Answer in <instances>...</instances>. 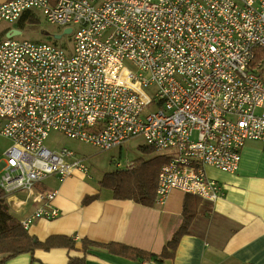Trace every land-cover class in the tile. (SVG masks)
<instances>
[{"label": "built area", "instance_id": "built-area-1", "mask_svg": "<svg viewBox=\"0 0 264 264\" xmlns=\"http://www.w3.org/2000/svg\"><path fill=\"white\" fill-rule=\"evenodd\" d=\"M34 9L61 36L69 28L72 45L0 41V133L10 140L0 188L41 203L24 229L59 215L43 180L90 177L83 157L44 144L51 131L100 149L142 137L167 157L156 205L173 189L219 199L206 168L236 173L245 143L264 144V79L251 66L264 0H6L0 24Z\"/></svg>", "mask_w": 264, "mask_h": 264}, {"label": "crops", "instance_id": "crops-1", "mask_svg": "<svg viewBox=\"0 0 264 264\" xmlns=\"http://www.w3.org/2000/svg\"><path fill=\"white\" fill-rule=\"evenodd\" d=\"M33 17L34 12L27 11L13 23H1L0 41L21 34L24 23L34 20ZM0 136L1 168V154L10 140L1 133ZM206 171L220 184L222 196L215 201L200 200L188 233L182 236L174 257L163 264H264L263 142L245 143L236 173L213 167H207ZM90 179L78 171L63 180L53 175L47 177V183L38 189L58 191L52 204L59 215L51 220L37 219L27 229L39 240L55 234L70 236L75 241L73 249H36L0 264H67L71 257H84L85 264H139L102 248L83 253V238L99 243H123L159 253L181 223L185 193L173 189L163 204L143 206L134 200L114 199L110 190L101 189L98 198L83 205L86 195L99 192L98 184L90 183ZM24 199L21 192L6 196L9 211L19 220L41 205L35 196Z\"/></svg>", "mask_w": 264, "mask_h": 264}, {"label": "trees", "instance_id": "trees-1", "mask_svg": "<svg viewBox=\"0 0 264 264\" xmlns=\"http://www.w3.org/2000/svg\"><path fill=\"white\" fill-rule=\"evenodd\" d=\"M52 41H56L55 38ZM251 66L257 67L255 70L264 79V46L255 48ZM139 149L146 155L145 158H137L131 167L104 173L97 183L99 192L86 195L82 204H88L95 200L99 197L100 190L106 189L112 192L114 199H129L143 206H153L158 172L167 161V157L155 153L153 148L146 145H140ZM200 200V197L196 195L185 193L181 223L159 253L127 246L123 243H99L88 238L81 240V250L83 253H87L90 249L102 248L108 252L138 261L139 264H163L165 260H171L174 257L182 236L188 233V228L197 212ZM56 247L73 249L75 241L67 235L55 234L44 240H39L34 235L29 234L27 229L21 226L20 220L9 211L6 193L0 188V255H2L0 262L21 253H32L36 249L50 250ZM67 264H85V258L71 257Z\"/></svg>", "mask_w": 264, "mask_h": 264}, {"label": "rangeland", "instance_id": "rangeland-1", "mask_svg": "<svg viewBox=\"0 0 264 264\" xmlns=\"http://www.w3.org/2000/svg\"><path fill=\"white\" fill-rule=\"evenodd\" d=\"M34 20H27L21 28V34L15 35L18 39H27L32 41H52L54 36L62 33L63 26L51 24L44 18L40 10L34 9ZM73 29L76 26L72 25ZM59 45H64L70 50L72 42L71 35L64 33L56 41ZM0 144L2 143V136H0ZM143 143V139L140 136L131 137L128 140L123 141L116 147L110 149H100L90 144H86L79 140L65 136L63 133L58 131H51L44 144L52 149L69 148L75 152L79 157L85 159V163L90 169V177L88 180L90 183H98V179L106 172H110L116 169H125L130 163L139 158H145L139 146ZM117 163L121 165L118 167ZM43 183H47L43 180ZM23 193V191H21ZM24 194V193H23ZM25 197V194H24ZM30 201V200H29Z\"/></svg>", "mask_w": 264, "mask_h": 264}, {"label": "water", "instance_id": "water-1", "mask_svg": "<svg viewBox=\"0 0 264 264\" xmlns=\"http://www.w3.org/2000/svg\"><path fill=\"white\" fill-rule=\"evenodd\" d=\"M64 32H65V33H69V32H70V29H69V28H66V29L64 30ZM55 37H56V39H58V38L61 37V35L58 34V35H56Z\"/></svg>", "mask_w": 264, "mask_h": 264}]
</instances>
